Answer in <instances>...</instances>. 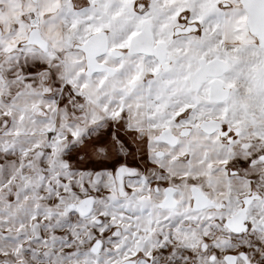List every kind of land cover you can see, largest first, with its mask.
Here are the masks:
<instances>
[{"label": "snow or ice", "instance_id": "6c2138e0", "mask_svg": "<svg viewBox=\"0 0 264 264\" xmlns=\"http://www.w3.org/2000/svg\"><path fill=\"white\" fill-rule=\"evenodd\" d=\"M0 264H264V0H0Z\"/></svg>", "mask_w": 264, "mask_h": 264}]
</instances>
